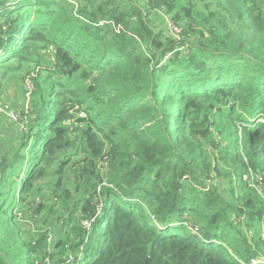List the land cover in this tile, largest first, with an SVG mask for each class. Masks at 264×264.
Wrapping results in <instances>:
<instances>
[{
    "label": "trees",
    "instance_id": "trees-1",
    "mask_svg": "<svg viewBox=\"0 0 264 264\" xmlns=\"http://www.w3.org/2000/svg\"><path fill=\"white\" fill-rule=\"evenodd\" d=\"M10 84L0 264H264V0H0Z\"/></svg>",
    "mask_w": 264,
    "mask_h": 264
},
{
    "label": "rangeland",
    "instance_id": "rangeland-1",
    "mask_svg": "<svg viewBox=\"0 0 264 264\" xmlns=\"http://www.w3.org/2000/svg\"><path fill=\"white\" fill-rule=\"evenodd\" d=\"M164 19L167 25L172 24L168 15H166V17L164 16ZM174 33L175 32H173L172 35ZM24 89L27 94L32 92V86L24 85ZM4 93H6V97H9V101L5 102L4 98L0 100V146H2L5 151H10V153H12L14 136L17 134V131H23V127L27 125L28 119L25 115L21 114V109L24 110L22 106L21 108L19 107V105L23 103V95L20 90L13 84H10ZM25 112L28 113V111ZM82 116H84V114H82ZM241 228L250 235L257 234L259 237H264V220L260 225H257L256 228L247 229L244 224Z\"/></svg>",
    "mask_w": 264,
    "mask_h": 264
},
{
    "label": "water",
    "instance_id": "water-1",
    "mask_svg": "<svg viewBox=\"0 0 264 264\" xmlns=\"http://www.w3.org/2000/svg\"><path fill=\"white\" fill-rule=\"evenodd\" d=\"M146 264H150V258L147 259Z\"/></svg>",
    "mask_w": 264,
    "mask_h": 264
},
{
    "label": "built area",
    "instance_id": "built-area-1",
    "mask_svg": "<svg viewBox=\"0 0 264 264\" xmlns=\"http://www.w3.org/2000/svg\"><path fill=\"white\" fill-rule=\"evenodd\" d=\"M173 31H174L175 33H177V34L179 33V31H178V30H176V29H174Z\"/></svg>",
    "mask_w": 264,
    "mask_h": 264
}]
</instances>
